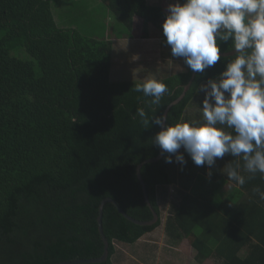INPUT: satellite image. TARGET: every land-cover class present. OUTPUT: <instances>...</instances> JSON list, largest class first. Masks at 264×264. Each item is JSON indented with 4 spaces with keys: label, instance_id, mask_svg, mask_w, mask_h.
Listing matches in <instances>:
<instances>
[{
    "label": "trees",
    "instance_id": "1",
    "mask_svg": "<svg viewBox=\"0 0 264 264\" xmlns=\"http://www.w3.org/2000/svg\"><path fill=\"white\" fill-rule=\"evenodd\" d=\"M98 1L84 9L73 0H0V264L100 258L97 219L105 199L132 219L151 221L136 168L159 154L152 139L161 129L143 120L164 114L189 82L167 122L192 118L188 111L198 102L199 85L223 70L218 63L202 75L187 68L164 77L169 93L159 106L151 105L150 97L134 90L143 82L112 77L110 38H162L166 0L158 6ZM108 16L120 24L110 34ZM179 151L187 160L182 170L164 157L141 169L159 221L139 226L106 204L108 258L86 264H122L117 246L133 248L162 225L161 203L171 186L165 232L172 241L187 239L199 264H264V200L253 191L264 192V175L248 179L242 171L246 183L240 186L224 169L229 163L242 169L241 158L226 155L209 169Z\"/></svg>",
    "mask_w": 264,
    "mask_h": 264
},
{
    "label": "clouds",
    "instance_id": "2",
    "mask_svg": "<svg viewBox=\"0 0 264 264\" xmlns=\"http://www.w3.org/2000/svg\"><path fill=\"white\" fill-rule=\"evenodd\" d=\"M171 56L195 74H204L218 63L223 70L201 83V118L169 124L165 114L150 121L160 127L152 143L165 163L187 164L184 153L197 167L211 169L226 155L243 161L229 163V180L243 186L242 171L264 175V0H176L169 3L162 23ZM136 92L159 106L169 93L158 77L135 85ZM136 114L145 118L143 108ZM174 157V159H173ZM211 176V172H208ZM264 200V192L253 190Z\"/></svg>",
    "mask_w": 264,
    "mask_h": 264
},
{
    "label": "rangeland",
    "instance_id": "3",
    "mask_svg": "<svg viewBox=\"0 0 264 264\" xmlns=\"http://www.w3.org/2000/svg\"><path fill=\"white\" fill-rule=\"evenodd\" d=\"M80 2V6L84 9H89L91 7H97L99 5L98 0H73ZM163 2V0H161ZM160 0H147L150 6H158L161 4ZM169 3H174L169 0L164 2L163 8L166 14L167 6ZM66 9L61 8L58 10L63 13ZM107 25V34H110V29L113 27H119V22L111 16L107 17L104 21ZM134 34V33H133ZM137 38H135V37ZM133 37L136 39L126 40V41H115L113 36L110 38L112 43V66L111 75L114 80L118 78H123L127 81L133 82H144L145 79L152 78L153 76L159 79L170 76L172 74L183 72L187 67L183 64V60L179 59L176 62H171V50L169 46L165 43L163 36L162 38H155L154 40H145L138 38L137 35ZM133 46L136 48V52L132 59L126 57L124 60V55H126ZM163 56V60L160 61L157 57ZM142 57H146V60L153 59L152 61H147V63L153 62L150 66L155 75L149 73L147 68L140 69L135 65ZM203 94L199 96L200 103L202 101ZM200 109H192L190 111V116H194L198 113ZM174 187H169L168 195L165 196V201L161 203L162 208V225L156 229L152 234L143 237L135 247H125V251L120 252L121 263L123 264H199L197 261V253L191 247L187 239L181 238L178 241H172L170 237L167 236L165 232L164 224L168 217L170 211V204L174 196ZM119 250L121 246H117ZM242 256H244L242 254ZM201 264H216L214 260H206Z\"/></svg>",
    "mask_w": 264,
    "mask_h": 264
},
{
    "label": "water",
    "instance_id": "4",
    "mask_svg": "<svg viewBox=\"0 0 264 264\" xmlns=\"http://www.w3.org/2000/svg\"><path fill=\"white\" fill-rule=\"evenodd\" d=\"M195 74V73H194ZM194 74L192 75V78H191V81L193 80L194 78ZM189 85H190V82L189 84L185 87L184 89V92L183 94L177 99L175 100L174 102H172L167 108L166 110L164 111V114L167 115L168 113V110L170 109V107H172L173 105H176L177 103H179L185 93L188 91L189 89ZM163 156L161 155V152H160V149H159V154L155 157V158H151V159H148L144 162H142L141 164H139L136 168V176H137V179L138 181L140 182V185L142 187V192H143V197H144V200L148 206V208L150 209L151 213H152V220L149 221V222H141V221H138V220H135V219H132L131 217H129L121 208L118 207V205L111 199H105L101 202L100 206H99V216H98V226H99V232H100V235H101V238H102V241H103V244H104V251H103V254L100 258L98 259H91V260H78V261H75V262H67V263H60V264H75V263H78V264H86V263H102V262H105L106 259L108 258V241L107 239L105 238V235L103 233V228H102V214H103V208L106 204H112L114 205L117 210L119 211V213L125 218L127 219L128 221L136 224V225H139V226H153L155 225L158 221H159V216L158 214L156 213V211L153 209V207L151 206V203L149 202V199H148V196H147V193H146V188H145V183L143 182L142 180V177H141V169L144 165H147V164H153V163H157L159 162L160 160H162Z\"/></svg>",
    "mask_w": 264,
    "mask_h": 264
},
{
    "label": "crops",
    "instance_id": "5",
    "mask_svg": "<svg viewBox=\"0 0 264 264\" xmlns=\"http://www.w3.org/2000/svg\"><path fill=\"white\" fill-rule=\"evenodd\" d=\"M170 1V0H169ZM171 2H173V1H171ZM175 3V2H174ZM165 13V12H164ZM114 39H115V41H119V42H121V41H128V40H133V39H135V38H133V36H124V37H120V38H115V37H113ZM136 40V39H135ZM152 40H154V39H152ZM143 41H145V40H143ZM169 48H170V46H169ZM135 52H136V48H134L133 46H131L130 47V49H129V51H128V53L126 54V55H124V60H125V58L126 57H130V60L132 59V57L134 56V54H135ZM146 57H142L141 59H139L137 62H134L135 63V65L136 66H138V68H140V69H146L147 68V70L146 71H148L149 73H152L153 75H155L154 74V72H153V70H152V67L150 66L151 64H153V62H151V63H147V61H152L153 59H150V60H146L145 59ZM157 59L158 60H160V61H162L164 58H163V56H159V57H157ZM169 60L171 61V62H176V61H178L179 60V58H173V57H171V58H169ZM111 65H112V63H111ZM162 79V78H161ZM160 79V80H161ZM201 95V94H200ZM199 95V96H200ZM199 96H198V102H197V104H195L194 105V107L193 108H191L189 111H188V115L190 114V111L192 110V109H200V106H199V104H200V98H199ZM202 97V99H203V96H201ZM200 112V116H198L197 114ZM198 113L197 114H195L194 116H191L192 118H189V119H200L201 118V111H198ZM190 116V115H189ZM189 119H187V120H189ZM171 187H173V186H171ZM125 247H129L128 245H121V249L122 250H119L118 249V253L119 252H122V251H125L124 249H125ZM120 257H121V255H120ZM123 264V263H122Z\"/></svg>",
    "mask_w": 264,
    "mask_h": 264
}]
</instances>
